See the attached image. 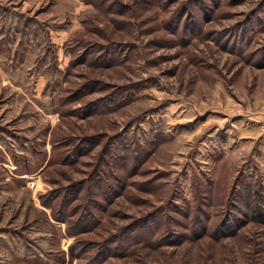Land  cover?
Segmentation results:
<instances>
[{
	"label": "rangeland",
	"instance_id": "1",
	"mask_svg": "<svg viewBox=\"0 0 264 264\" xmlns=\"http://www.w3.org/2000/svg\"><path fill=\"white\" fill-rule=\"evenodd\" d=\"M259 197L264 0H0V264H264Z\"/></svg>",
	"mask_w": 264,
	"mask_h": 264
},
{
	"label": "trees",
	"instance_id": "2",
	"mask_svg": "<svg viewBox=\"0 0 264 264\" xmlns=\"http://www.w3.org/2000/svg\"><path fill=\"white\" fill-rule=\"evenodd\" d=\"M247 196H249V195H245L244 196V200H246V197ZM259 196H261V195H259ZM258 202H257V206H256V208H255V210L256 209H262L264 206H263V204H264V198L263 199H261L260 197H259V199L257 200ZM263 211H264V209H263Z\"/></svg>",
	"mask_w": 264,
	"mask_h": 264
}]
</instances>
